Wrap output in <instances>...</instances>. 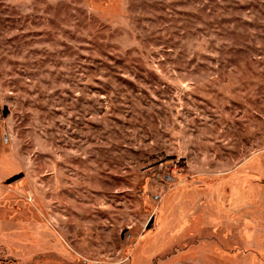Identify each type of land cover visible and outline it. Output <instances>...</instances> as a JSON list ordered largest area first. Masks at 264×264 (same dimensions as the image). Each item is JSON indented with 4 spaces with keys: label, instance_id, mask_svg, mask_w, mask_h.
Wrapping results in <instances>:
<instances>
[{
    "label": "rangeland",
    "instance_id": "obj_1",
    "mask_svg": "<svg viewBox=\"0 0 264 264\" xmlns=\"http://www.w3.org/2000/svg\"><path fill=\"white\" fill-rule=\"evenodd\" d=\"M0 264H264V0H0Z\"/></svg>",
    "mask_w": 264,
    "mask_h": 264
},
{
    "label": "trees",
    "instance_id": "obj_2",
    "mask_svg": "<svg viewBox=\"0 0 264 264\" xmlns=\"http://www.w3.org/2000/svg\"><path fill=\"white\" fill-rule=\"evenodd\" d=\"M14 180H16V177H13L12 179H10L9 182H12V181H14Z\"/></svg>",
    "mask_w": 264,
    "mask_h": 264
}]
</instances>
